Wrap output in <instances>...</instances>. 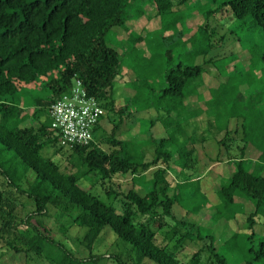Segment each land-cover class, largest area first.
Listing matches in <instances>:
<instances>
[{
	"label": "trees",
	"instance_id": "trees-1",
	"mask_svg": "<svg viewBox=\"0 0 264 264\" xmlns=\"http://www.w3.org/2000/svg\"><path fill=\"white\" fill-rule=\"evenodd\" d=\"M151 1L163 17L189 0ZM133 2L0 0V258L12 251L24 255V264H234L218 251L210 232L173 211L183 198L181 190L199 187L202 178L196 144L212 126L199 132L196 122L188 121L197 115L187 113L184 102L202 66L177 63L162 74L157 90L148 88L151 94L144 97L141 88L147 84L140 82L128 100L116 105L115 84H127L128 69L123 72L121 65L128 50L111 46L106 34L122 26L135 50L142 36L126 26ZM220 7L235 18H249L264 34V0H220ZM261 60L264 64V52ZM76 78L98 100L101 113L89 143L70 147L61 142L49 106L70 94ZM138 101L157 111L151 124L163 135L141 142L120 137L133 127L138 108L130 106ZM102 123L111 124L110 130ZM125 123L129 126L122 131ZM177 133L183 140L173 142ZM214 139L219 148L210 159L220 161L224 142ZM234 162L236 169L216 189V202L251 199L255 210L247 216V228L252 229L264 206V175L245 168L243 159ZM128 176L133 185L122 189L121 180ZM52 214L61 219L49 225L44 219ZM74 226L85 230L82 236L74 237ZM108 232L116 251L100 249ZM187 241L202 245L185 256ZM249 249L255 254L246 264L264 260V240Z\"/></svg>",
	"mask_w": 264,
	"mask_h": 264
},
{
	"label": "rangeland",
	"instance_id": "rangeland-1",
	"mask_svg": "<svg viewBox=\"0 0 264 264\" xmlns=\"http://www.w3.org/2000/svg\"><path fill=\"white\" fill-rule=\"evenodd\" d=\"M219 6L220 0H189L178 6V9L173 7L171 12L161 17L156 15V7L151 0H134L129 11L131 18L126 21V26L129 31L141 34L142 41L135 45V50L131 49L132 41L127 40V32L122 26L111 28L106 34V40L123 52L128 50L121 65L123 72L128 69L125 76L127 84L125 87L121 82L115 84L114 96L118 106L132 96L140 82L147 84L146 88H141L144 97L147 93L151 94L148 88L157 90L161 85L162 74L177 63L202 66L200 76L189 83L192 92L184 101L188 103L186 111L197 115L194 118L196 123L202 121L206 126L208 123L212 126L205 132L208 140H205L208 142L205 152L211 158L215 157V137L221 140L218 142L227 144L225 148L221 145V158L231 155L234 160L222 164V172L217 175L214 167L219 164L208 159V155L201 154L200 161L203 162L200 165L204 174L199 179L200 186L192 188L189 184L183 188V198L180 204L173 206V211L177 217L186 215L199 224L203 232H210L218 251L232 263L246 264V260L255 254L249 247L255 249L260 240H264V236L261 237L264 234V206L254 216L256 222L252 229H248L247 216L255 210L254 202L245 196H238L234 203L218 204L216 189L227 181L236 169L234 161L239 159H243V165L248 170L264 175V64L261 60L264 34L249 18H235L230 11ZM211 9L213 11L209 16ZM140 12L142 14L138 15ZM179 32L183 34L182 37ZM37 92L41 95L46 93L45 90ZM25 98L30 101L29 95ZM148 100L151 101L150 98ZM147 106V102L141 101L131 104L130 107L138 108L132 116L133 127L120 137L141 142L147 137L164 134L163 131L158 133L157 124H151L157 111ZM29 123L24 122L27 125ZM128 126L125 123L121 130L125 131ZM102 128L108 131L111 124L102 123ZM182 138L181 133H177L173 142H180ZM46 151L47 154L51 152ZM149 151L148 157L151 156ZM177 159V155L172 158L171 169L175 167ZM210 166L213 168L208 172L206 168ZM121 182L122 189L133 185L130 176ZM229 216H232L231 221L227 218ZM54 219H61L60 215L52 214V217H45L44 221L50 225ZM251 230L253 236L245 238ZM84 231L75 226L72 228L74 237L82 236ZM112 238L109 232L106 233L100 249L118 250L115 244L110 243ZM73 243L77 242L73 240ZM201 245L200 241H187L181 253L189 256ZM78 248L83 250L81 246ZM82 253L85 254V251ZM253 262L264 264V260L259 259ZM0 264H24V255L7 251L1 256ZM101 264L112 263L106 260ZM146 264L154 263L148 261Z\"/></svg>",
	"mask_w": 264,
	"mask_h": 264
},
{
	"label": "built area",
	"instance_id": "built-area-1",
	"mask_svg": "<svg viewBox=\"0 0 264 264\" xmlns=\"http://www.w3.org/2000/svg\"><path fill=\"white\" fill-rule=\"evenodd\" d=\"M53 126L66 146L83 145L92 139L101 107L90 95L79 78L74 80L68 96L59 98L49 106Z\"/></svg>",
	"mask_w": 264,
	"mask_h": 264
},
{
	"label": "crops",
	"instance_id": "crops-1",
	"mask_svg": "<svg viewBox=\"0 0 264 264\" xmlns=\"http://www.w3.org/2000/svg\"><path fill=\"white\" fill-rule=\"evenodd\" d=\"M186 99H187V97H186ZM194 121L192 122V123H194L195 124V119H193ZM196 125L198 126V128H197V130L199 131V132H202V131H204V130H206V125L201 121V123L200 124H198V123H196ZM206 137L207 136H205V133L203 134V139H202V141L201 142H199V141H197V142H199V143H197L196 144V147H197V150H198V156H199V162H203V160H201L200 161V155L201 154H205V156H207L208 154L205 152V146H206V144L208 143V142H206V141H208L207 139H206ZM206 140V141H205ZM214 141H216L215 139H214ZM216 144H217V142H216ZM217 152H218V148H219V146H218V144H217ZM217 152L215 153V155L217 154ZM231 156V155H230ZM208 157V159H210L211 157H210V155H208L207 156ZM206 157V158H207ZM226 157H228V156H222V160L220 159V161H212V162H216V163H218L219 165L215 168L214 167V170H215V172L217 173V175H219L221 172H222V164H224V163H229L230 161H228V159L226 158ZM226 158V159H225ZM211 160V159H210ZM213 167L212 166H210V167H208V168H206L207 169V171L209 172L211 169H212ZM207 171L205 172V173H207ZM203 174H204V172L202 173V177H203ZM203 186V185H202ZM203 187H205L206 188V186H203Z\"/></svg>",
	"mask_w": 264,
	"mask_h": 264
}]
</instances>
